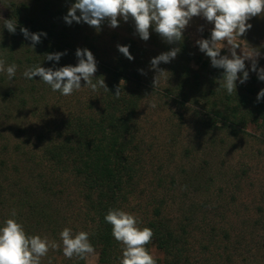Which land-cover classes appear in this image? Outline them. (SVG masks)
I'll list each match as a JSON object with an SVG mask.
<instances>
[{"label":"trees","instance_id":"16d2710c","mask_svg":"<svg viewBox=\"0 0 264 264\" xmlns=\"http://www.w3.org/2000/svg\"><path fill=\"white\" fill-rule=\"evenodd\" d=\"M69 2L26 0L25 4L0 0L6 14L0 22V58L5 60V68L13 63L17 65L11 80L6 71L0 72V115L13 112L23 116L31 114L28 116L32 117L39 113L38 120L42 124L35 136V144L31 143L25 152L31 159L24 158L23 164L20 161L18 164L0 161V226L12 218L11 212L15 209V219L28 235L47 236L49 240L61 243L59 250H50L43 257L47 264L49 260L51 264H58V259L66 258L59 236L66 227L74 234L79 231L89 233L99 264H119L122 245L113 238L111 225L104 217L109 209L126 211L131 209V205H136L143 208L142 218L146 215L144 220H138L139 227H149L154 232L151 243L146 247L151 254L155 251L160 255V258L154 256L157 264H245V252L250 254L252 251V248L245 251V234H234L217 222L219 218L225 220L226 207L218 208L211 200L202 205L193 203L191 197H196L198 190L210 196L214 185L213 178L206 177L202 168H191L188 172L181 169L178 180L170 177L167 181V177H163L148 185L145 183L143 165L146 151L142 147L138 126V111L145 87L143 76L135 70L138 61L129 60L118 52L112 63L97 66L95 77L104 78L110 91L104 88L93 91L83 87V82L85 99L80 102L76 98L77 104L74 105L69 103L68 96L53 91L39 77L27 79L23 76L27 68L37 64L54 70L75 66L78 63L77 48H87L93 55L96 53V39L86 37L78 46L75 37L77 25L64 21ZM7 19L17 21L15 34L4 27ZM21 27L30 33L47 35H42L41 42L33 49L31 40L21 33ZM133 45L132 42L129 51L135 57ZM168 45V49L180 48L178 54L184 65L195 60V48L187 43L185 37L181 42ZM57 52L65 53L59 61L46 59V54ZM94 57L97 61L96 55ZM199 61V68L206 72L208 81L202 88L203 94L193 98L208 105L207 110L213 115V118L209 114L201 117V126L205 124L211 129H219L218 125H221L234 135L236 130L232 124L244 126L245 121L256 124L259 119L264 123V103L262 98L257 102L255 88L250 86L245 91V87L236 83V93L229 95L219 85L224 70L212 67L202 58H198V64ZM179 71L181 85L178 87L187 86L191 96L198 92L201 85L199 75L195 72L192 75L190 67L184 69L180 66ZM250 83L254 84L255 79ZM119 85L120 96L116 98L114 95ZM49 97H53L52 101L57 106L53 109L56 111L60 106L69 107L58 118L46 117ZM213 99L218 101L212 103ZM10 120V115L0 117L3 123ZM3 152H8L6 146ZM17 153L8 154L14 157ZM26 174L27 180L22 181L21 176ZM169 190L173 196L180 193L178 197L182 206L177 211L178 216L167 211ZM173 196L170 197L174 199ZM261 223L264 224V218ZM200 226H203L201 230L198 229ZM198 231L203 237L193 244L191 240L197 239ZM262 236L255 241L259 244L255 253H260L259 259L264 264ZM68 260L72 261L68 264L83 263L75 256Z\"/></svg>","mask_w":264,"mask_h":264},{"label":"rangeland","instance_id":"374dc122","mask_svg":"<svg viewBox=\"0 0 264 264\" xmlns=\"http://www.w3.org/2000/svg\"><path fill=\"white\" fill-rule=\"evenodd\" d=\"M10 1L26 4V0ZM68 1H70V4H66L67 8L75 2V0ZM4 12L5 8L0 6V22L2 17L6 15ZM77 15H79V12ZM73 22L78 27V32L75 34L78 46L83 43L82 40L86 37L91 38V40L96 39L98 48L94 55L97 57V66L99 67L106 63H112L116 58L115 55L119 52L117 45L130 46L132 42L135 44L133 45L136 49L134 61H138V64L135 65V70L141 73L139 70L143 69L145 73L141 74L144 79L142 84L145 90L138 111L139 134L143 140L142 147L146 151L143 165L145 183L148 185L156 178L163 177H167V181H169L170 177L178 180V172L181 169H185L188 172L191 168H202L205 171L204 173H206V177L213 178L214 185L211 187L210 196L206 194L207 192L198 190L195 193L198 195L191 197L193 203L202 205L204 202L211 200L218 208L225 206L227 211L226 218L225 220L219 218L217 220L218 224L221 227H226L234 234L243 232L245 234V251H249V248H252L250 254L244 251L245 264H253L254 262L261 264L260 253H255V249L258 248L259 244L255 243V241L261 235L264 238V224L261 223L264 218L263 120L259 119L256 124L253 121H245L244 126L231 123L236 130L234 135L231 134L229 128L224 129L221 125H218V127H221L219 129H211L205 124L201 126L199 121L201 117L205 118L209 114V117L213 118V115L207 110L208 105H205L201 100H194L193 98L194 96L198 98V94H203L204 90L202 88L204 89L208 81L206 72L199 68L201 62L197 63L198 58H202L209 64L211 63L210 58L200 51L196 42L200 39H209L213 25L203 17L192 18L184 30L183 37H185L192 48H195V60L190 62V64L184 65L180 61L181 57L177 54L176 58L169 63L161 62L158 68L166 72L159 78V83L154 88L153 80L158 73L151 67L150 61L152 58L170 51L172 48L168 49V43L153 29H150V38L144 41L136 34L134 21L131 19L128 22L120 19L119 26L116 28L109 27L108 22L105 21L101 25L99 32L86 23ZM247 23H250L252 27L240 37L241 40H244L240 41L241 46L245 50H249L251 47L259 49L260 56L257 58V68H264V15L253 17ZM237 54H242L241 49H237ZM221 55L230 56L227 47L221 49ZM245 65L246 70L249 71V79L243 84L239 80L236 83L245 87V91L252 86L256 89V94H258L261 89H264V81L259 80L257 73L251 70V61L246 60ZM180 66L184 67V69L190 67L192 70L191 74L193 75L195 72L201 79L198 92H194L192 96L187 86L182 89L178 87L181 85L180 75L177 72ZM238 75L242 76V73ZM254 79L255 83H250ZM83 82L82 80L81 86ZM83 92V88L74 91L73 94L67 97V99L69 98V103L74 105L76 98L82 102L85 99ZM52 98L49 97L46 103V117L56 116L58 118L69 107L60 106L56 111L53 107L56 108L57 106L52 101ZM263 99L261 102L263 101L264 103ZM215 101H218V99L211 100L212 103ZM153 104H155V107H152ZM27 111L30 112V108ZM37 114L32 117H29L31 114H28L29 116L26 115L27 118L13 112L0 115V117L4 115H7V117L10 115L11 117L9 122H0V161L6 160L10 164H18V161H20L23 164L24 158L28 159L31 157L25 152H28V147L31 143L35 144V136L42 125L38 120L40 115L37 116ZM1 127L4 130H1ZM5 146L8 152H3ZM14 152L18 153L16 156L10 157L9 154ZM6 154L7 156H5ZM21 180L26 181L27 174L21 176ZM180 191H182V188ZM167 195V211L170 215L178 216L177 211L182 206L180 197H178L180 193L174 194L177 196L175 197L172 191L169 190ZM171 195L174 199L170 197ZM131 206V209L126 210V212L133 214L137 220H141L144 215L141 211L143 208L136 205ZM145 217L146 215L142 220ZM202 227L200 226L198 229L201 230ZM198 233L197 239H192L191 243L194 244L198 239L200 240V237H203L199 231ZM152 255L160 258V255L155 251L152 252ZM57 261L58 264L72 262L68 258L64 260L60 258ZM60 261L63 262L61 263ZM82 262V264H99L98 254L90 256ZM41 264H47L44 258L41 259Z\"/></svg>","mask_w":264,"mask_h":264},{"label":"clouds","instance_id":"9594fccd","mask_svg":"<svg viewBox=\"0 0 264 264\" xmlns=\"http://www.w3.org/2000/svg\"><path fill=\"white\" fill-rule=\"evenodd\" d=\"M261 15H264V0H75L64 16V21L69 25L73 21L83 22L99 32L105 21L109 27L116 28L120 19L124 22L131 19L134 21L136 34L142 40L147 41L150 38V29H153L165 42L173 44L183 40L184 30L193 17H203L213 25L211 36L196 43L200 51L210 58L212 67L224 70L219 85L231 95L236 93L237 80L243 84L249 79L246 60L251 61V70L257 73L258 79L264 81V68H257L259 49L251 47L245 50L240 43L244 41L240 37L252 27L247 22ZM4 27L9 33L15 34L17 21L4 20ZM20 31L26 39L31 40L33 49L41 42V36L47 35L43 32L30 33L25 27H21ZM225 47L228 48L230 56L221 55V49ZM117 48L127 59H134L129 46L117 45ZM238 48L241 49V55L237 54ZM179 52L180 48L175 47L151 59V67L158 73L153 80L154 88L166 72L158 68V65L161 62L169 63ZM64 54H46V59L59 61ZM75 55L78 58L75 66L67 65L54 70L37 64L27 68L23 76L27 79L39 77L53 91H59L64 96L80 90L82 80L85 82L83 87L93 91L98 88L110 91L104 78L98 79L94 75L98 69L93 53L87 48H77ZM5 63L0 58V72L6 71L8 79L11 80L16 74L17 65L13 63L5 68ZM139 71L145 74L143 69ZM120 91L119 85L114 95L116 98H119ZM261 98H264V89L257 94V102ZM16 215L13 209L12 218L6 219L3 226H0V264H41V259L50 250L61 248V243L49 240L47 236L28 235L23 225L15 219ZM104 219L111 225V234L115 241L122 245L119 264H157L156 258L146 247L154 236L151 228L139 227L137 218L121 209H109ZM59 236L63 255L68 259L75 256L84 260L96 254L88 232L79 231L74 234L72 229L66 227Z\"/></svg>","mask_w":264,"mask_h":264}]
</instances>
